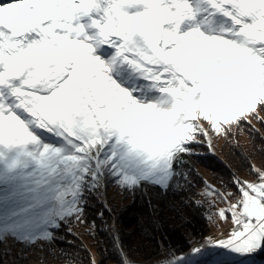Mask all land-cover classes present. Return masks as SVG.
<instances>
[{"label": "snow or ice", "instance_id": "obj_1", "mask_svg": "<svg viewBox=\"0 0 264 264\" xmlns=\"http://www.w3.org/2000/svg\"><path fill=\"white\" fill-rule=\"evenodd\" d=\"M262 113L264 0H0V264L15 244L20 258L39 249V264L45 249L103 264L107 248L57 250L81 227L111 237L117 264H233L225 257L264 251V161L241 151L246 175L203 178L198 191L192 162L200 148L215 155V139L240 150L245 132L264 152L253 124ZM109 186L178 190L184 208L229 227L219 238L189 233L188 252L161 245L136 258Z\"/></svg>", "mask_w": 264, "mask_h": 264}, {"label": "trees", "instance_id": "obj_2", "mask_svg": "<svg viewBox=\"0 0 264 264\" xmlns=\"http://www.w3.org/2000/svg\"><path fill=\"white\" fill-rule=\"evenodd\" d=\"M253 124L259 129V132L254 133V143L259 146L264 143L260 139L261 134H264V123L253 120ZM237 139L242 145L240 150L234 149L231 144L225 143L222 138L221 142L214 141L215 155L208 153L206 148H200L199 151L203 152L204 155L192 158L194 167L199 172V175L196 176V179L200 181L197 184V191L203 187V178H207L213 184L218 185V178H227L231 170H238L240 175H246L247 164L242 160L241 151L247 150L253 153L252 159L257 164L264 161V152H254L253 145L249 142L250 134L248 132L239 134ZM129 196L133 200L121 208L118 207L116 201L111 203L113 211L110 215L116 217L120 239L130 251L135 252L136 258L155 257L161 252V245L171 246L187 252L191 247L189 233L208 235L215 227L210 225L203 214V209L184 208L181 201L186 198V194L178 190L167 194L151 190L148 195L137 192L134 194L129 193ZM149 197L155 204V212L149 204ZM173 204L184 209L182 216L170 210V206ZM161 206L164 208L163 212L160 211ZM95 207L96 205L93 206V209ZM106 215L109 214L106 213ZM109 222L111 221L109 220ZM59 235L63 237L64 233ZM66 241L72 243L69 244ZM84 245L89 248L94 246L95 254H98V256L103 249L107 248L108 251L103 253V264H117L118 257L112 248L111 237L105 232H98L96 236L82 234L79 238L67 235L64 239L57 241L56 248L57 250L66 249L74 256L78 253L79 257L86 258L88 254L82 250ZM49 255L61 264H66L68 259L66 256L60 255L59 251H57L55 257L52 254ZM262 255L264 257V251ZM73 264H80V260L74 258ZM85 264H87V260H85Z\"/></svg>", "mask_w": 264, "mask_h": 264}, {"label": "rangeland", "instance_id": "obj_3", "mask_svg": "<svg viewBox=\"0 0 264 264\" xmlns=\"http://www.w3.org/2000/svg\"><path fill=\"white\" fill-rule=\"evenodd\" d=\"M262 115H264V113H262ZM214 141L221 142L222 138L215 139ZM108 199H109L110 204L115 203L116 201V204H118L119 208L123 207L127 203L129 204L133 200V198L129 196V193L121 194L118 192V190L114 189L112 186H109V189H108ZM228 227L229 225H224L223 227L219 229L214 227L208 233V235H212L214 237L219 238L220 233L226 232ZM76 231L82 234H87L84 232V229L82 227L76 229ZM21 247L22 245H19V244H15L12 246L11 255L4 258L6 263L12 264V261L15 260L16 264H39V258H40L39 249H34V250L24 249V251L27 253V256L25 258H20L17 256V252L19 251ZM90 248L92 249V252L95 253V249H94L95 247L90 246ZM44 252H45L44 264H61V262L53 260L54 258L50 257L47 249H45ZM262 252L263 251L255 254L251 258H246V259H239V258H233V257H225V259L232 260L233 264H264V257L262 255ZM216 255H221V253H217ZM144 259H150V258H144Z\"/></svg>", "mask_w": 264, "mask_h": 264}, {"label": "built area", "instance_id": "obj_4", "mask_svg": "<svg viewBox=\"0 0 264 264\" xmlns=\"http://www.w3.org/2000/svg\"><path fill=\"white\" fill-rule=\"evenodd\" d=\"M211 257H209V258H205V259H210Z\"/></svg>", "mask_w": 264, "mask_h": 264}]
</instances>
